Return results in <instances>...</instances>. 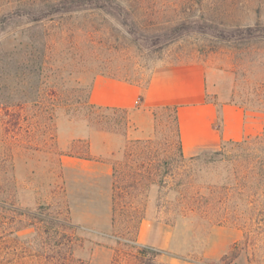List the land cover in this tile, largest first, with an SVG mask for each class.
I'll use <instances>...</instances> for the list:
<instances>
[{"label":"rangeland","instance_id":"rangeland-1","mask_svg":"<svg viewBox=\"0 0 264 264\" xmlns=\"http://www.w3.org/2000/svg\"><path fill=\"white\" fill-rule=\"evenodd\" d=\"M119 1L133 28L78 12L0 35V232L18 231L31 243L41 226L26 216L12 222L9 207H42L71 226L72 257L83 264H264V126L196 160L181 155L173 116L161 108L149 139L129 140L112 156L92 157L81 140L84 129L123 136L132 129L129 120L107 132L88 116L97 76L145 84L171 64L205 63L225 100L264 114V37L236 40L230 32H264V0ZM181 23L187 29L160 50L129 33L152 36ZM85 153L112 165L108 181L81 172ZM5 253L0 264H42L9 262Z\"/></svg>","mask_w":264,"mask_h":264},{"label":"crops","instance_id":"crops-1","mask_svg":"<svg viewBox=\"0 0 264 264\" xmlns=\"http://www.w3.org/2000/svg\"><path fill=\"white\" fill-rule=\"evenodd\" d=\"M88 100L95 107L127 111L132 125L125 136L84 129L81 140L89 143L92 157L112 156L129 140L149 139L154 131V111L163 107L176 108L184 157L259 136L264 126V114L248 111L224 99L216 73L205 63L157 67L150 72L145 84L97 76ZM81 172L108 181L113 167L107 161L81 158Z\"/></svg>","mask_w":264,"mask_h":264},{"label":"trees","instance_id":"trees-1","mask_svg":"<svg viewBox=\"0 0 264 264\" xmlns=\"http://www.w3.org/2000/svg\"><path fill=\"white\" fill-rule=\"evenodd\" d=\"M78 12L103 13L114 20L119 21L122 26H129V28L130 26L132 28L134 26L129 12L121 6L119 0H0V35L7 34L14 37L18 34L17 30L20 27L25 29H23V32L21 31L19 33H25V31H30L37 27L42 28L45 22L62 19L64 16ZM186 29L187 27L185 24L181 23L152 36H146L142 34V32L132 29H130L129 33L131 35L139 34L143 40L150 41L148 43L149 48L158 47L160 50L177 40ZM258 29L259 28L257 27H246L243 29L236 28L230 31L232 33L231 38H235L236 40H243L245 38L248 40H255L260 36L264 37V32H260ZM45 36L46 34L43 32L41 37L42 41L45 40ZM136 38L137 37L134 39L135 41L138 40V38ZM28 45L29 44H26V48ZM25 51H28V48L25 49ZM88 110V116L93 117L102 129L107 132L115 133L114 130L116 129L117 124L121 122H124L126 127L129 126L127 112L123 109L95 107L88 103ZM161 110L170 111L173 116L178 137L179 151L182 155L176 108L163 107ZM119 114L122 115L120 119L118 118ZM240 143L241 142H230L225 144L239 145ZM125 149H127L126 146ZM213 154L221 155L222 150L220 149V151H216ZM212 156V154L207 155V162L212 161ZM81 158L88 159L87 153ZM199 158L200 155H197L191 157L190 160H196ZM114 172L115 169L113 168V174ZM9 208L10 211L13 212V219L16 218L15 221L12 219V222H20L17 218L26 216L30 220H36V223L41 226L42 230L40 231V228H36L40 232L39 235L35 233L34 239L31 243L21 241L23 236L25 237L28 235H19L18 231H10L7 233L3 231L0 232V262L4 258L1 256L2 250L6 249L7 253L5 254L9 256L7 257L9 262H13L22 257L27 259H40L42 264H83L80 261L74 260L72 257L71 251L74 239L73 235L66 231L71 229V226L68 223H64L59 219L43 213L42 210L44 209L42 207L36 212H24L13 206H10ZM36 223H31L29 226L33 227ZM0 226V228L3 229V223H0ZM50 231H53L51 239L48 238ZM40 235L44 238L42 237L37 243L35 240ZM55 239H57V241H55ZM63 251L64 253H62Z\"/></svg>","mask_w":264,"mask_h":264}]
</instances>
